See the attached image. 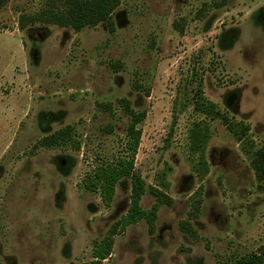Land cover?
<instances>
[{"label":"rangeland","instance_id":"1","mask_svg":"<svg viewBox=\"0 0 264 264\" xmlns=\"http://www.w3.org/2000/svg\"><path fill=\"white\" fill-rule=\"evenodd\" d=\"M46 2L0 8V264H93L131 183L119 179L107 206L82 179L125 150V100L146 112L134 173L172 202L153 232L141 219L115 234L101 264L258 252L264 184L250 147L264 146V0H120L79 31L30 22ZM67 125L80 148L41 145ZM155 201L147 191L140 205Z\"/></svg>","mask_w":264,"mask_h":264},{"label":"trees","instance_id":"2","mask_svg":"<svg viewBox=\"0 0 264 264\" xmlns=\"http://www.w3.org/2000/svg\"><path fill=\"white\" fill-rule=\"evenodd\" d=\"M8 2L9 0H0V8ZM119 4L120 0H47L44 9L34 13L30 17V22L56 24L79 31L84 27L96 26L108 20ZM122 106L129 115V121L125 127L123 145L125 150L113 159L101 160L96 163L82 179V186L88 191L98 192L101 201L107 206L113 198L119 179L127 177L130 178L131 183L127 210L110 226L105 237L93 243V264H101L102 260L111 254L114 243L113 236L122 233L129 225L144 219L148 224L149 231L153 232L159 204L172 202V199L165 193L155 187L147 186L145 181L134 173L135 158L141 140V129L138 125L145 119L146 112L133 110L129 101L126 100L123 101ZM72 133L73 127L67 125L43 137L40 143L46 147L71 145L80 148L79 141L73 138ZM250 149L251 166L255 177L264 184V146L257 148L252 146ZM147 191L155 196L156 201L150 209L145 210L141 207L140 201ZM181 228L189 235H195V231L189 223L183 222ZM263 262L264 244L259 247L258 252L243 254L217 264H263Z\"/></svg>","mask_w":264,"mask_h":264}]
</instances>
